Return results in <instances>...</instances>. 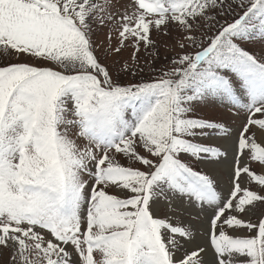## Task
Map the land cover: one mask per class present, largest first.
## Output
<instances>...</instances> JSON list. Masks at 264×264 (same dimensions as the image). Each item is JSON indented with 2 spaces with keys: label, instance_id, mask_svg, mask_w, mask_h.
Masks as SVG:
<instances>
[{
  "label": "snow or ice",
  "instance_id": "snow-or-ice-1",
  "mask_svg": "<svg viewBox=\"0 0 264 264\" xmlns=\"http://www.w3.org/2000/svg\"><path fill=\"white\" fill-rule=\"evenodd\" d=\"M0 264H264V0H0Z\"/></svg>",
  "mask_w": 264,
  "mask_h": 264
},
{
  "label": "rangeland",
  "instance_id": "rangeland-1",
  "mask_svg": "<svg viewBox=\"0 0 264 264\" xmlns=\"http://www.w3.org/2000/svg\"><path fill=\"white\" fill-rule=\"evenodd\" d=\"M107 33H108V28H104L102 29L96 36V40H97V43L100 44V43H104L106 44L107 43ZM113 36H115V33H113ZM112 43L115 44L116 43V40L113 39L112 40ZM130 52H131V49H126L123 53H122V56L123 57H128L130 55ZM162 52V55H163V50H161ZM141 55L143 56V53H141ZM160 63H163V61H160ZM240 120L237 119L235 121V124L236 125H239L240 124Z\"/></svg>",
  "mask_w": 264,
  "mask_h": 264
}]
</instances>
